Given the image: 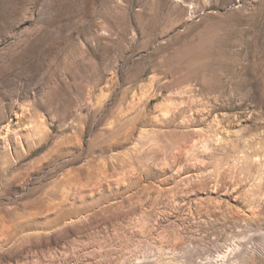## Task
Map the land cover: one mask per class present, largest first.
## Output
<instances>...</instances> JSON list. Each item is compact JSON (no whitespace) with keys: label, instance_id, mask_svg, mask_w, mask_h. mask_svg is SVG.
I'll use <instances>...</instances> for the list:
<instances>
[{"label":"rangeland","instance_id":"rangeland-1","mask_svg":"<svg viewBox=\"0 0 264 264\" xmlns=\"http://www.w3.org/2000/svg\"><path fill=\"white\" fill-rule=\"evenodd\" d=\"M0 264H264V0H0Z\"/></svg>","mask_w":264,"mask_h":264}]
</instances>
